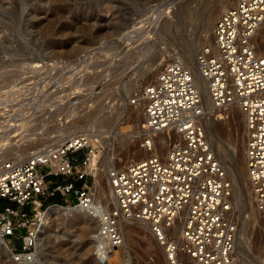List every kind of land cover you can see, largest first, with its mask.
<instances>
[{
  "label": "built area",
  "instance_id": "2783aa9c",
  "mask_svg": "<svg viewBox=\"0 0 264 264\" xmlns=\"http://www.w3.org/2000/svg\"><path fill=\"white\" fill-rule=\"evenodd\" d=\"M263 23L264 0H236L216 18L212 42L196 55L212 108L204 104L195 71L178 55L132 92L130 103H143L147 134L131 156L108 164L109 196L98 191L103 145L92 130L26 156H1L0 239L13 261L37 263L47 209L67 205L97 222L93 255L100 264H112V254L124 245L122 217L149 222L168 264H240L234 179L209 141L205 122L217 109L239 105L252 200L264 214V50L258 39ZM9 111L2 117L15 116V108ZM161 135L167 151L160 148Z\"/></svg>",
  "mask_w": 264,
  "mask_h": 264
},
{
  "label": "rangeland",
  "instance_id": "374dc122",
  "mask_svg": "<svg viewBox=\"0 0 264 264\" xmlns=\"http://www.w3.org/2000/svg\"><path fill=\"white\" fill-rule=\"evenodd\" d=\"M235 1L0 0V105L12 104L27 115L32 112L30 126L24 127L26 134L12 131L10 143L6 140L8 128L2 126L0 117L1 145H11L4 147L7 150L3 149L1 156H26L32 149L62 142L77 131L92 130L103 145L102 192L109 196L108 164L131 156L146 135L143 108L129 101L132 92L155 78L170 56L178 55L195 67L189 60L212 42L216 18ZM130 32L134 39L124 42V35ZM20 104H25L27 111L20 109ZM212 117L210 124L207 120V134L210 128L220 132L214 149L235 183L240 264H264V214L256 211L247 184L239 177L241 169L247 174L243 113L230 105ZM119 124L125 133L119 132ZM22 137H28L23 143L34 139L36 144L26 152L14 150ZM52 179L61 182L67 177ZM54 200L56 197L50 198L46 205ZM132 221L123 223L125 244L117 251L114 264H167L151 232ZM96 226L77 210L52 214L40 236L41 254L36 264H100L93 255ZM0 264H17L1 242Z\"/></svg>",
  "mask_w": 264,
  "mask_h": 264
},
{
  "label": "bare ground",
  "instance_id": "6f19581e",
  "mask_svg": "<svg viewBox=\"0 0 264 264\" xmlns=\"http://www.w3.org/2000/svg\"><path fill=\"white\" fill-rule=\"evenodd\" d=\"M226 1V0H225ZM232 0H229V2H231ZM222 5H224V3L222 2ZM228 5H230V3H228L227 4V6ZM158 9H160V8H158ZM162 11V10H161ZM155 16V15H154ZM153 16V17H154ZM212 19H210L211 21H209V22H211L212 23V20L214 21V18L216 17V12L215 13H213L212 14ZM153 20V19H152ZM151 22V21H150ZM150 22H149V24H150ZM263 27H264V23L262 24V26H261V28L263 29ZM140 28V27H139ZM261 28H260V30H261ZM137 30V29H136ZM138 31H140L139 29H138ZM129 32V31H128ZM133 32H135V31H133ZM132 32V33H133ZM260 32V31H259ZM140 33H142L143 34V31L142 32H139V33H134V35H136V34H139L140 35ZM131 34V32L130 33H126L125 35H124V37H123V39H124V42H127V41H130V40H133L134 38H133V36L134 35H130ZM139 35H137V37L139 38L140 36ZM259 40H260V43H261V46L263 47L264 46V30L260 33V38H259ZM129 43V42H128ZM133 43V42H132ZM131 43V44H132ZM127 44V43H126ZM100 49H102V48H100ZM195 56V55H194ZM191 58V57H190ZM188 60H189V58H188ZM195 67H192L193 68V70L195 71V73H196V76H197V79H198V81H199V83H200V86H201V88H202V95H203V99H204V104H205V106H206V108H212V103H211V100H210V97H209V93H208V89H207V85H206V83H205V81H203V79L201 78V76L199 75V70H198V65H197V58H196V56L193 58V59H191V60H189ZM188 61V62H189ZM186 62V61H185ZM83 69V68H82ZM81 69V70H82ZM47 100V99H46ZM11 103V102H10ZM33 103V102H32ZM29 104V103H28ZM38 104V103H37ZM23 105H25V104H23ZM22 104H20V109H22V107H24ZM40 107H41V105H40V103L38 104ZM136 105H138L139 107H141V108H143V111H144V106H143V103H141V104H136ZM135 105V106H136ZM230 105H233V106H235V107H237L241 112H242V110L240 109V107H239V105L237 104V103H232V104H229L228 106H230ZM1 106V105H0ZM38 106V107H39ZM1 107H3V111H4V113L5 114H3V116H5V115H7V114H9L10 113V111L9 110H12L13 108H15V110H16V114H15V116H9L8 118H5V117H2V116H0V117H2V119L3 120H1V121H4V125H2L4 128H8V129H6V130H8V132H6L7 134H9L8 136H7V141L10 143V139H12V133L13 132H16L17 130H21L20 131V133L21 134H19V135H23L25 132H24V127L26 126V124L27 123H29L30 124V122L28 121V120H30L31 119V117H30V115H32V112H31V110L30 111H27L26 110V105H25V110L27 111V112H30V113H28V115L27 114H25L23 111H24V109H23V111H19V109H17V107L16 106H12V104L10 105V106H8L7 104H4V105H2ZM29 107V106H28ZM39 107V108H40ZM43 107V106H42ZM50 107V106H49ZM32 108V107H31ZM39 108H37L38 110H39ZM34 109H35V107H34ZM34 109L32 110V111H34ZM52 109V108H51ZM57 109V108H56ZM42 110V109H41ZM44 110V109H43ZM50 110V109H49ZM218 110V109H217ZM18 111V112H17ZM45 111V110H44ZM52 111V110H51ZM54 111V110H53ZM38 112V111H37ZM40 112V111H39ZM47 112V111H46ZM55 112V111H54ZM3 113V112H2ZM34 113V112H33ZM145 113V112H144ZM243 113V112H242ZM145 115V114H144ZM54 116V115H53ZM85 115H83L81 118H83ZM219 116L220 117H223L221 114H219ZM243 116H244V114H243ZM33 118V117H32ZM80 118V119H81ZM209 119V120H208ZM207 120H208V123L210 124L212 121H213V117H211L210 116V118H208ZM34 120V119H33ZM108 120L110 121V120H112V118H108ZM207 120H206V122H205V125H206V130H207V126H208V123H207ZM30 121H32V120H30ZM82 121H83V119H82ZM211 121V122H210ZM29 124H27V126L29 125ZM35 124V123H34ZM1 126V125H0ZM30 126V125H29ZM38 127V126H37ZM29 128V127H28ZM34 128V127H33ZM117 128H118V130H119V132H122V133H125V127H123V126H121L120 124L117 126ZM35 129H37V128H35ZM16 130V131H15ZM27 130V129H26ZM25 130V131H26ZM13 131V132H12ZM28 131V130H27ZM31 132V131H30ZM5 133V134H6ZM17 133V132H16ZM16 133H15V136H16ZM23 133V134H22ZM36 133V132H35ZM26 134V133H25ZM33 134V133H32ZM146 134H147V132H146ZM209 134V135H208ZM207 135H208V138L210 139L209 141L211 142V144H212V146H213V148H215V143L217 142V140L218 141H220L219 140V138H220V132L218 131V130H216V129H214V128H210V131H209V133H208ZM11 135V136H10ZM36 135V134H35ZM2 136H6V135H2ZM1 137V136H0ZM32 137H33V135H32ZM122 137V136H121ZM26 138H28V137H26ZM26 138H24V137H22V138H20V140L18 139V141H22V139H26ZM34 138V137H33ZM37 138V137H36ZM160 148L162 149V150H166L167 148H168V140H166L165 139V136H163V135H161L160 136ZM2 139V138H1ZM4 140V139H3ZM14 140H15V138H14ZM27 140V139H26ZM33 141L32 142H27V144H25V143H23L24 141H22L21 143H20V146H18V148L17 147H14L13 149L14 150H20L21 151V149H22V152H26V151H28L30 148H31V146H34V144H36V142L34 141V139H32ZM1 141V140H0ZM16 141V140H15ZM2 142V141H1ZM1 142H0V145H1ZM7 143V142H6ZM9 143H8V145H9ZM17 143V142H16ZM11 144H12V141H11ZM120 144V143H119ZM8 145H5L4 146V144H3V146L4 147H6V146H8ZM12 145H14V144H12ZM19 145V144H18ZM9 146H11V145H9ZM17 146V145H16ZM4 147H2V145L0 146V152H2V150L3 149H5ZM8 148V147H7ZM5 150H7V149H5ZM10 150H11V148H10ZM7 152V151H6ZM8 153V152H7ZM6 153V154H7ZM125 153V152H124ZM124 153L122 154V155H124ZM3 154V153H2ZM28 154H30V153H28ZM0 156H1V154H0ZM223 163V162H222ZM224 165H225V163H224ZM225 167H226V165H225ZM239 167V166H238ZM240 168V167H239ZM242 168V167H241ZM246 169H247V167H246ZM240 170V169H239ZM238 170V171H239ZM242 170V169H241ZM239 171V177H242L244 180H245V183L247 184V190H249V194H250V197L252 198V193H250V190H251V188H250V184H249V180H248V177H247V174L245 173V175H244V170H242V171ZM107 171V170H106ZM103 172H100V180H101V178L103 177ZM105 177V176H104ZM107 177V176H106ZM241 179V178H240ZM242 179V180H243ZM242 180H241V182H242ZM108 183H109V193L111 192V185H110V182H109V178H108ZM240 183V182H239ZM244 183V182H243ZM235 184V183H234ZM241 184V183H240ZM237 185V189L239 190L240 189V185L239 184H236ZM243 186V185H242ZM235 188H236V186H235ZM98 191L101 193V194H103V190H102V180L100 181V185L98 186ZM240 192H241V189L239 190ZM239 192V193H240ZM234 199V198H233ZM254 209V208H253ZM73 209H71V208H69V207H67V205H54V206H51L50 208H48L47 209V211H46V214H47V217H46V221H47V219L50 217V216H52V214H57V213H62V212H65V213H70V211H72ZM78 211V210H77ZM256 211H257V209H256ZM80 213H82V214H84L85 215V213H83V212H81V211H79ZM257 212H259V211H257ZM132 220H136V222L138 221V222H140V223H142L144 226H145V228H147L150 232H151V229H150V226H149V222L148 221H146V220H140V219H132V218H127V217H122V222L123 223H128V225L130 224V223H132L133 221ZM45 221V222H46ZM132 221V222H131ZM97 223V222H96ZM46 224V223H45ZM45 226V225H44ZM181 227H182V225L181 224H178L177 226H176V232H177V234L180 236L181 235ZM151 234H152V232H151ZM153 235V234H152ZM154 237V236H153ZM238 237V236H237ZM94 240V239H93ZM239 241V237L237 238V243H239L238 242ZM0 242L2 243V245H3V247L5 248V250H6V252H7V254H8V256L10 257L11 255H10V251H9V249H8V247L6 246V244L0 239ZM94 242L97 244V242L94 240ZM124 244H125V242H124ZM124 246V245H123ZM122 246V247H123ZM121 247V248H122ZM239 247V246H238ZM160 248H161V246H160ZM119 250V249H118ZM117 250V251H118ZM239 250V249H238ZM117 251H115L113 254L115 255V257H113V258H111V263H113L114 264V262L116 261V258L118 257L117 255H118V253H117ZM163 253H164V251H163ZM112 254V255H113ZM165 255V254H164ZM112 257V256H111ZM12 259V258H11ZM165 259H166V257H165ZM13 260V259H12ZM167 261V260H166ZM16 263V262H15ZM168 264V263H167Z\"/></svg>",
  "mask_w": 264,
  "mask_h": 264
}]
</instances>
